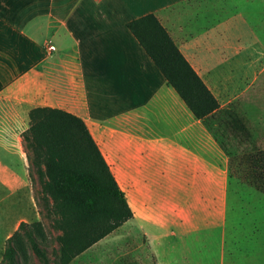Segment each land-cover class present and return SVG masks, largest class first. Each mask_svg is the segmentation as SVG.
I'll list each match as a JSON object with an SVG mask.
<instances>
[{
    "label": "crops",
    "instance_id": "1",
    "mask_svg": "<svg viewBox=\"0 0 264 264\" xmlns=\"http://www.w3.org/2000/svg\"><path fill=\"white\" fill-rule=\"evenodd\" d=\"M147 12L220 107L207 81L228 60L222 29L246 21L234 0H0V250L38 217L21 132L49 105L82 119L123 193L131 216L110 232L139 235L157 264H197L213 236L226 263L228 158L126 27Z\"/></svg>",
    "mask_w": 264,
    "mask_h": 264
},
{
    "label": "trees",
    "instance_id": "2",
    "mask_svg": "<svg viewBox=\"0 0 264 264\" xmlns=\"http://www.w3.org/2000/svg\"><path fill=\"white\" fill-rule=\"evenodd\" d=\"M125 25L191 113L206 123L207 117L220 109L218 101L156 15L147 12L127 20ZM227 123L234 133L243 129L236 117ZM206 126L216 139L215 128L207 123ZM21 139L40 186L39 203L45 209L44 216L50 217L58 230L55 234L58 254L52 264H67L131 216L122 191L78 115L57 106H31ZM216 141L228 156L230 172L235 153ZM237 166L241 170L239 177L264 191V147L240 152ZM31 226L39 228L40 221L21 220L5 238L1 257L7 258L9 264L13 263L15 251L23 249V237L42 263L49 264L46 251L36 241Z\"/></svg>",
    "mask_w": 264,
    "mask_h": 264
},
{
    "label": "rangeland",
    "instance_id": "3",
    "mask_svg": "<svg viewBox=\"0 0 264 264\" xmlns=\"http://www.w3.org/2000/svg\"><path fill=\"white\" fill-rule=\"evenodd\" d=\"M234 1L244 12L246 21L236 12L230 24L233 28L222 29L221 38L224 42L228 38L231 47L219 51L221 58L227 57V63L216 64L212 71L216 73V80L207 81L221 104L220 109L207 117L206 123L215 128L216 139L226 150L235 153L226 189L225 264H264V191L239 177L241 170L237 166L240 152L264 147V0ZM235 117L243 126L238 134L227 123ZM27 178L38 213L35 219L40 221L39 228H30L52 264L58 254L55 238L58 230L52 225V219L44 216L45 209L39 203L40 186L30 163ZM123 236L124 233L109 232L67 264H157L155 257L142 247L139 235L131 234L125 239ZM214 241L211 236V244L197 258V264H216ZM22 246V250L15 251L12 264H43L25 237ZM1 253L2 250L0 264H9ZM161 262L164 264L163 259Z\"/></svg>",
    "mask_w": 264,
    "mask_h": 264
},
{
    "label": "built area",
    "instance_id": "4",
    "mask_svg": "<svg viewBox=\"0 0 264 264\" xmlns=\"http://www.w3.org/2000/svg\"><path fill=\"white\" fill-rule=\"evenodd\" d=\"M46 47H47L48 50H52L54 48V45L51 44V43H47Z\"/></svg>",
    "mask_w": 264,
    "mask_h": 264
}]
</instances>
